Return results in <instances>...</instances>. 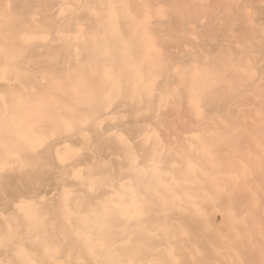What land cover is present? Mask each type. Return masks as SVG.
I'll list each match as a JSON object with an SVG mask.
<instances>
[{
  "label": "bare ground",
  "instance_id": "1",
  "mask_svg": "<svg viewBox=\"0 0 264 264\" xmlns=\"http://www.w3.org/2000/svg\"><path fill=\"white\" fill-rule=\"evenodd\" d=\"M0 264H264V0H0Z\"/></svg>",
  "mask_w": 264,
  "mask_h": 264
}]
</instances>
